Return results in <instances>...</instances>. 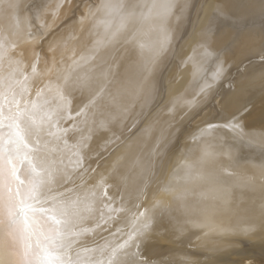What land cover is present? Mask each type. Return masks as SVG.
Wrapping results in <instances>:
<instances>
[{"label":"snow or ice","instance_id":"6c2138e0","mask_svg":"<svg viewBox=\"0 0 264 264\" xmlns=\"http://www.w3.org/2000/svg\"><path fill=\"white\" fill-rule=\"evenodd\" d=\"M64 2L60 0L54 15ZM189 7L188 3L181 5L180 0H138L131 4L125 0H101L95 10L89 8L86 16L81 18L82 21L96 19L95 26L103 27V35L90 50L92 55L81 56L66 68H57L53 60L48 75L55 73V82L49 79L34 92L31 82L40 75L37 67L40 54H31L34 59L31 72H28L27 54L24 51L17 53L18 44L0 34V227L5 228L16 242L17 264H200L179 247H173L167 253L149 251L155 230L162 223H166L165 232L171 236L172 244H183L185 228L192 215L188 210L190 197L211 201L213 205L204 225L198 226L213 225L220 227L222 232L229 231L215 224V206L222 205L225 212L231 210L233 189L248 187L256 178L229 171L218 162L227 157L229 167L239 168L240 161L233 155V146L264 143V123L259 129L246 131L244 115L247 109L244 112L229 111L231 98L227 92L233 85L229 84L227 92L218 96L213 91L224 76V61L218 60V52L206 40L197 44L182 62V67L193 66L192 81L184 91L174 95L173 88L160 86L173 37L169 25L173 17L178 21L185 16ZM20 9V0H0V19L8 20ZM178 10L180 15H177ZM223 15L218 8L217 16ZM137 20L142 24L151 23L157 39L152 44L135 38L131 40L132 51L138 57L135 96L156 107L146 131L150 134L158 127L160 135L148 154L150 159H137L133 167H139L144 177L143 196L155 180L160 192L169 199L153 197L155 205L168 211L161 210L158 216L151 217L147 211H138L129 219L124 215L122 198L121 207H116L117 200L109 196L111 185L107 183L119 172L125 157L114 161L112 168L104 174L98 173L99 161L104 157L97 153L94 167L90 153L93 152V134L100 130L111 131L119 119L116 102L126 91L119 78L118 66L104 69L102 63H95L96 56L114 44ZM42 39L43 36L33 37V45ZM214 60L217 63L211 75L202 74L203 62ZM260 62L264 63V54L260 55ZM90 63L92 67L87 72L75 75ZM96 80L103 81L98 91L95 90ZM197 84L198 87H194ZM76 91H80L82 98L86 91L90 99L73 115L70 106ZM153 93H156L154 98ZM189 95L191 99L187 98ZM211 97H217L220 122L207 123L193 140L211 139L213 133L223 131L231 137L222 139L219 148L224 149L227 145V149L218 150L217 145L204 144L198 156L180 165L177 171L182 175L178 185L173 186L171 180L165 183L164 179L158 178L157 161L162 176L167 145L164 148L161 145L166 133L173 128L179 133L183 123L191 119V110ZM161 100H164L162 105ZM71 139H75V143L69 144ZM111 143L110 139L102 148L107 149ZM251 166L264 172V163ZM261 180L264 181V175ZM73 193L75 195H70ZM134 207L138 210L140 204ZM122 218L125 231L116 237L109 226ZM254 228L252 225L245 231ZM121 231L116 229V232ZM96 233H107L115 237V242L105 240L94 248L72 254L78 241Z\"/></svg>","mask_w":264,"mask_h":264},{"label":"bare ground","instance_id":"6f19581e","mask_svg":"<svg viewBox=\"0 0 264 264\" xmlns=\"http://www.w3.org/2000/svg\"><path fill=\"white\" fill-rule=\"evenodd\" d=\"M125 2L131 4L138 0H125ZM180 2L181 5L188 3L190 7L185 16L178 21L173 17L169 25L173 37L160 86L173 88L174 95L184 91L192 81L193 66L189 64L182 67V62L192 54L197 44L206 40L218 52V60L224 61V76L215 84L213 91L218 96L220 93L227 92L228 83L232 84V90L227 92L231 98L229 111L244 112L247 109L244 115L245 130L259 129L264 123V67L251 71L256 64L248 63L244 66V72L242 71L234 79L231 74L251 55L264 54V21H252L255 15L264 11V0H180ZM20 3L21 9L13 13L11 18L0 19V29H2L0 34L8 36L13 43L18 44L17 53L24 51L27 54L25 62L29 65L28 72H31L30 65L34 59L31 54L33 52L40 54L41 61L37 66L40 75L31 82L34 92L49 79L55 82L56 74L48 75V69L52 67L53 60L57 68H66L72 64L73 60L92 55L90 50L94 47L96 40L103 35V27L95 26L96 19L89 18L82 21L81 18L86 16L89 8L95 10L101 0H71L70 3L65 0L56 15L54 13L57 11L60 0H20ZM195 6L198 7L192 18ZM218 8L223 11V16H217ZM177 15H180L179 10ZM36 36H43V39L33 45L32 38ZM133 38L145 44H152L157 36L152 30L151 23L142 24L137 20L114 44L96 56L95 63H102L104 69L118 66L119 78L123 81L126 91L116 102L120 113L119 119L112 125L111 131L100 130L93 134L91 142L93 152L90 153L93 156L94 167L96 154L99 153L104 157L99 161L98 168V173L104 174L112 168L114 161L119 157H125L119 172L107 183L111 185L108 190L109 196L117 200L116 207H121L122 198L124 215L129 219L138 211H147L149 217L158 216L161 210L168 211V209L155 205L153 197L164 201L169 199L166 194L160 192V186L155 180L146 189L147 195L143 196L144 177L139 167H133V162L137 159L144 161L150 159L148 154L160 135L158 127L150 134L146 131L151 123L152 114L156 112V107L150 103H144L143 98L137 99L135 96L138 57L132 51ZM197 59L199 60V56ZM216 63L215 60L203 62L202 74L210 76L215 70ZM91 67L90 63L75 75H81ZM95 84V90L98 91L103 81L96 80ZM194 87H198V84ZM155 95L156 93H153V98ZM73 97L70 109L75 115L90 97L86 91L83 98L80 91L74 92ZM187 98L191 99V95ZM165 99L168 97L166 96ZM216 99L217 97H211L206 103L193 108L191 119L183 123L179 133H176L175 128L166 133V138L161 145L162 148L167 145L164 151L166 166L162 176L159 175L157 161L158 178L164 179L165 183L171 180L173 186H177L182 175L177 171L180 165L198 156L204 144L217 145L218 150L227 149V145L224 149L219 148L222 139L228 140L231 137V134L223 131L213 133L211 139L193 140L194 136H199L200 129L205 128L207 123L220 122L221 113L216 106ZM105 103H109L107 98ZM163 103L164 100H161L160 104ZM142 104L143 107H141ZM110 139L112 143L107 149L102 148ZM72 143H75V139L69 140V144ZM237 147L238 151H236ZM233 155L239 158L241 165L239 168L229 167L227 157H222L218 163L228 167L229 171L235 170L238 173L255 176L256 179L254 184L248 187L233 189L231 210L225 212L222 210V205L215 206L217 209L213 216L215 224L229 231L222 232L220 227L213 225L198 226L204 225L206 217L211 214L213 205L211 201H198L190 197L188 210L192 215L185 228L183 244L173 245L171 236L165 232L166 223H162L155 230L150 252L167 253L173 247H179L189 252L191 257L198 260L200 264H264V207H262L264 206V181L261 180L264 172L260 168L251 166L253 163L256 165L264 163V143L233 146ZM122 177L126 179H121ZM135 204H140L138 210L134 207ZM252 225H255L252 231H245ZM84 226L91 227V225ZM109 227L111 233L120 237L125 231L123 218L113 222ZM117 228L122 231L116 232ZM105 240L115 242V237L107 233L87 236L77 242L72 249V254L75 255L86 248H94L96 244H103ZM95 255L99 258L98 253ZM17 260L16 242L5 228L0 227V264H17Z\"/></svg>","mask_w":264,"mask_h":264},{"label":"rangeland","instance_id":"374dc122","mask_svg":"<svg viewBox=\"0 0 264 264\" xmlns=\"http://www.w3.org/2000/svg\"><path fill=\"white\" fill-rule=\"evenodd\" d=\"M197 7L198 6H195V9L193 10V13H192V15H191V17L193 18V16H194V13H195V11H196V9H197ZM260 13H262V14H260ZM260 13H258L257 15H255L253 18H252V21H258V22H260V21H264V11L263 12H260ZM257 16V17H256ZM259 16V17H258ZM259 18V19H258ZM242 22V21H241ZM242 25V24H241ZM263 50V49H262ZM261 54H263V53H260V54H254V55H251L250 57H248L245 61H244V64L243 65H240L239 67H237V68H235L234 69V71H232V74H231V76H232V79H234L235 77H237V75H239L242 71L244 72V66L246 65V64H248V63H252L253 65H255L252 69H251V71L252 70H254V69H256V68H259V67H261V68H263L264 67V63H261L260 62V55ZM249 64V65H250ZM228 85H229V83H228Z\"/></svg>","mask_w":264,"mask_h":264}]
</instances>
